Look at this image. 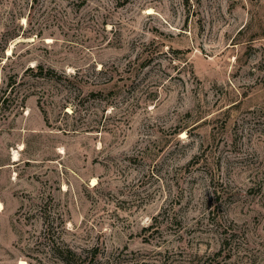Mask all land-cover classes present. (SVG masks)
I'll list each match as a JSON object with an SVG mask.
<instances>
[{"label":"rangeland","instance_id":"1","mask_svg":"<svg viewBox=\"0 0 264 264\" xmlns=\"http://www.w3.org/2000/svg\"><path fill=\"white\" fill-rule=\"evenodd\" d=\"M0 56V264H264V0H0Z\"/></svg>","mask_w":264,"mask_h":264},{"label":"trees","instance_id":"2","mask_svg":"<svg viewBox=\"0 0 264 264\" xmlns=\"http://www.w3.org/2000/svg\"><path fill=\"white\" fill-rule=\"evenodd\" d=\"M0 58H1V56H0ZM53 73H54V71H53ZM69 252H70L71 254L74 255V253H73L72 251H69ZM64 261H65L66 263H68V264H71L69 258H64Z\"/></svg>","mask_w":264,"mask_h":264},{"label":"bare ground","instance_id":"3","mask_svg":"<svg viewBox=\"0 0 264 264\" xmlns=\"http://www.w3.org/2000/svg\"><path fill=\"white\" fill-rule=\"evenodd\" d=\"M9 54L11 53V50H9V52H8ZM21 149H22V146H21ZM18 158V155L17 154H15V156H14V160H18L17 159Z\"/></svg>","mask_w":264,"mask_h":264}]
</instances>
